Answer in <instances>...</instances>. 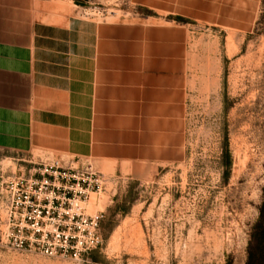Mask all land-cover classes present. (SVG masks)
Instances as JSON below:
<instances>
[{
    "label": "rangeland",
    "instance_id": "1",
    "mask_svg": "<svg viewBox=\"0 0 264 264\" xmlns=\"http://www.w3.org/2000/svg\"><path fill=\"white\" fill-rule=\"evenodd\" d=\"M69 1L84 22L139 38L159 29L161 45L182 48L175 149L114 173L95 168L110 181L87 208L103 216L94 254L77 262L0 246V264H246L264 223V0ZM41 160L68 161L0 149V177Z\"/></svg>",
    "mask_w": 264,
    "mask_h": 264
},
{
    "label": "crops",
    "instance_id": "2",
    "mask_svg": "<svg viewBox=\"0 0 264 264\" xmlns=\"http://www.w3.org/2000/svg\"><path fill=\"white\" fill-rule=\"evenodd\" d=\"M69 0H0V149L114 173L173 156L182 48L84 22ZM140 34V33H139ZM100 171V170H99Z\"/></svg>",
    "mask_w": 264,
    "mask_h": 264
},
{
    "label": "built area",
    "instance_id": "3",
    "mask_svg": "<svg viewBox=\"0 0 264 264\" xmlns=\"http://www.w3.org/2000/svg\"><path fill=\"white\" fill-rule=\"evenodd\" d=\"M0 177V246L81 262L101 247L102 212H88L109 178L88 160L29 162Z\"/></svg>",
    "mask_w": 264,
    "mask_h": 264
},
{
    "label": "trees",
    "instance_id": "4",
    "mask_svg": "<svg viewBox=\"0 0 264 264\" xmlns=\"http://www.w3.org/2000/svg\"><path fill=\"white\" fill-rule=\"evenodd\" d=\"M222 163L226 168H229L231 165V156L228 148L227 138H225L223 141ZM260 216L261 218H264V201L260 208ZM97 249L92 250L89 253V255L94 254ZM261 263L262 264L264 263V223H263V228L261 230V234L258 236V238L253 237V243H251L249 246L248 259L246 264H261Z\"/></svg>",
    "mask_w": 264,
    "mask_h": 264
}]
</instances>
